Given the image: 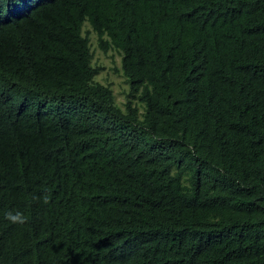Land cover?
<instances>
[{
	"label": "trees",
	"instance_id": "16d2710c",
	"mask_svg": "<svg viewBox=\"0 0 264 264\" xmlns=\"http://www.w3.org/2000/svg\"><path fill=\"white\" fill-rule=\"evenodd\" d=\"M0 264H264V0H0Z\"/></svg>",
	"mask_w": 264,
	"mask_h": 264
},
{
	"label": "rangeland",
	"instance_id": "374dc122",
	"mask_svg": "<svg viewBox=\"0 0 264 264\" xmlns=\"http://www.w3.org/2000/svg\"><path fill=\"white\" fill-rule=\"evenodd\" d=\"M83 33L90 39L94 54L93 64L99 68V72L95 76L96 81L111 85L116 102L123 106L131 92V86L123 71L122 54L114 48L104 50L100 45L98 34L89 22H85Z\"/></svg>",
	"mask_w": 264,
	"mask_h": 264
},
{
	"label": "clouds",
	"instance_id": "9594fccd",
	"mask_svg": "<svg viewBox=\"0 0 264 264\" xmlns=\"http://www.w3.org/2000/svg\"><path fill=\"white\" fill-rule=\"evenodd\" d=\"M34 199H40L39 197H34ZM43 203H48V197L44 196ZM5 219L13 224H23L27 221V217L19 210L16 211H8L4 214Z\"/></svg>",
	"mask_w": 264,
	"mask_h": 264
}]
</instances>
